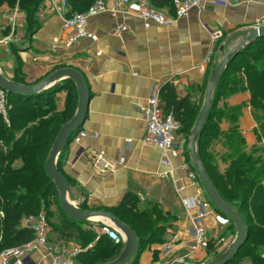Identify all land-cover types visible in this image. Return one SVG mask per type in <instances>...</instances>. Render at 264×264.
Here are the masks:
<instances>
[{
    "label": "crops",
    "instance_id": "obj_1",
    "mask_svg": "<svg viewBox=\"0 0 264 264\" xmlns=\"http://www.w3.org/2000/svg\"><path fill=\"white\" fill-rule=\"evenodd\" d=\"M108 4L112 6L110 0ZM161 10L174 12L172 5ZM9 13H15L14 22ZM263 16L264 4L226 7L214 0H204L201 7L194 8L173 25L151 22L146 26L133 4L127 13L116 17L109 11L93 15L88 29L97 33L99 40L84 39L68 49L63 43L52 42L62 31L63 18L52 11L47 0H43L37 11V26L29 31L26 12L19 6H0V40L9 39L7 43L0 41V70L6 78L16 81L20 73L28 74L21 83L36 84L62 65L79 70L88 87L90 101L82 127L90 133L83 141L87 152L78 156L80 145L73 138L58 156L60 171L68 183L69 200L86 211L112 214L126 195L133 193L141 211L157 208L152 218L159 219V223L154 231L164 241L149 243L147 249L145 245L146 250L139 256L140 264H149L156 259L154 254L164 258L182 249L189 253L191 225L182 200L198 193V187L190 182H185L180 190L176 188L174 180L180 175L178 165L182 159H172V172L170 166L162 163V150L144 141L146 122L142 107L156 86L162 90L166 84H173L179 96H189L193 104L199 105L210 74L223 59L231 35L255 27ZM120 25H125L127 30L121 31ZM213 29L223 32L214 43L210 34ZM245 39L243 36L231 41L230 50ZM18 62L22 64L19 71ZM67 94L64 89L56 93L58 110L65 108ZM250 97L249 90L240 91L227 101L230 105L244 104L239 127L248 145H264V140L260 142L258 137L259 123L252 114ZM77 107L78 97L76 110ZM221 126L227 129L228 122L224 121ZM188 150L184 160L193 166ZM99 151H104L105 160L110 164L107 169L103 170L102 164H94V154ZM212 207L206 225L219 212ZM28 219L29 216L22 219V227L29 228L34 221ZM91 221L94 225L103 222ZM49 226L50 242L58 245L63 253L76 245L73 241L58 240ZM167 244L174 248L169 254L164 250ZM203 253L205 250L201 248L189 254L200 258ZM52 261L44 248L23 257L24 264H52ZM13 262L11 259L8 264ZM73 262L79 264L77 258Z\"/></svg>",
    "mask_w": 264,
    "mask_h": 264
},
{
    "label": "trees",
    "instance_id": "obj_2",
    "mask_svg": "<svg viewBox=\"0 0 264 264\" xmlns=\"http://www.w3.org/2000/svg\"><path fill=\"white\" fill-rule=\"evenodd\" d=\"M69 1L71 15L88 10L97 0ZM149 1L158 9L173 6V0ZM42 2L0 0V6H19L26 12L29 31L38 24L34 25V18ZM77 8L81 10L77 11ZM21 66L18 62V71ZM19 76L15 82L21 83L20 80H24L26 75ZM63 89L68 92L66 106L58 110L56 93ZM246 90L251 92L252 114L260 126L258 137L261 142L264 140V38L252 41L229 62L215 87L209 116L198 139V155L216 191L245 219L248 226V239L227 264H264V145H248L239 127L244 104L230 105L227 101L233 94ZM77 97L76 86L70 79L36 95L8 93L10 125L0 113V211L4 212L1 230L8 247H17L34 239V231L22 227L24 217L37 216L43 211L48 216L52 202L58 203L60 200L52 198L51 203L47 201L52 194L58 197L59 193L47 173L46 160L62 126L74 115ZM221 102L222 108L219 106ZM161 105L166 113L175 115L182 124V132L189 136L199 111L190 97L179 96L173 84H166L161 90ZM224 121L228 122L227 129L221 126ZM17 130L21 133L15 136ZM5 141L12 143L6 151L2 144ZM217 144H220L219 148ZM217 151L225 167L219 165ZM18 159L23 161V165L14 167L13 161ZM60 165L59 158V170ZM156 212L155 207L141 211L133 193H128L121 204L112 210L113 215L137 233L140 245L135 258L138 261L146 244L164 241L154 231L157 224H154L152 217ZM61 214L64 216L62 223L53 226L58 240L67 243L80 237L83 245L94 240L95 232L82 226L86 221H73L64 210ZM146 229L151 231L144 233ZM122 246L104 236L93 248L76 258L79 264H101L102 260L119 254Z\"/></svg>",
    "mask_w": 264,
    "mask_h": 264
},
{
    "label": "built area",
    "instance_id": "obj_3",
    "mask_svg": "<svg viewBox=\"0 0 264 264\" xmlns=\"http://www.w3.org/2000/svg\"><path fill=\"white\" fill-rule=\"evenodd\" d=\"M53 12L63 18L62 31L59 35L53 37V43H63L66 48H72L81 40L90 39L97 42L99 36L88 29V23L93 15L111 12L118 16L120 13H127L129 7L136 4L139 16L145 21V25L149 26L151 22L170 26L179 20L187 17L194 9L201 7L204 0H173V13L167 10H161L154 7L149 0H110L112 6L108 4L109 0H97L88 10L84 12H76L69 15L70 1L69 0H47ZM216 3L223 6H238L244 3H260L264 4V0H214ZM10 13L9 18L15 21V13ZM264 26V16L257 20L255 27ZM121 31H126L125 25L118 27ZM65 34V37L62 36ZM212 42L223 36L220 29L210 31ZM0 41L8 42V38H3ZM9 52V49H7ZM9 111L8 92L0 89V113L6 118ZM142 112L146 122L144 141L149 144H154L162 150V163L171 167L173 172L172 159L180 161L178 169L180 175L174 180L177 190L184 188L185 182H190L198 187V193L190 198H183V205L186 215L190 220V229L192 234V243L189 246V253L192 254L201 248H205L207 244V235L205 220L213 212L212 202L210 201L204 186L197 175L196 170L187 161L184 160V155L187 152L184 139L180 137L182 124L177 120L175 115L170 112L166 113L161 105V87L156 86L149 96L147 103L142 107ZM89 131L83 129L74 137V141L80 145L78 156H82L87 152L83 145L85 137L89 135ZM96 136V134H95ZM93 161L95 165L102 164V169H107L110 164L105 160L104 151H99L94 154ZM0 217L4 218V212L0 211ZM29 221L34 220L28 225L34 231V239L17 246L9 247L0 251V264H8L11 259H14V264H24L23 257L31 254L33 251L40 248L46 249L52 256V264H73L79 253L94 247L102 237H107L113 240L116 244L126 243V238L121 230L115 227L109 221L100 222L99 225H94L95 238L92 243L83 248L75 245L67 253H63L58 245L50 242L48 233L50 226L44 213L37 216H29ZM172 244H167L164 248L166 254L173 250ZM170 256V255H169ZM129 264V263H128Z\"/></svg>",
    "mask_w": 264,
    "mask_h": 264
},
{
    "label": "water",
    "instance_id": "obj_4",
    "mask_svg": "<svg viewBox=\"0 0 264 264\" xmlns=\"http://www.w3.org/2000/svg\"><path fill=\"white\" fill-rule=\"evenodd\" d=\"M242 35L246 36V39L243 40L234 50H230L231 41ZM259 38H264V26L247 28L237 31L236 33L231 35L226 45V52L223 59L210 74L204 94L202 108L199 111L198 117L194 123V126L192 127L189 136L188 154L192 160L197 175L205 188L206 194L213 203L214 208L218 210L222 215H224L226 219H228L231 223H233L236 228V237L229 245L225 253L206 264H227L229 261H231L248 239V226L245 219L219 196L209 174L205 170L203 163L198 155L197 141L202 135L207 118L209 116V112L212 106L213 91L219 80L224 75L229 62L237 54H239V52L243 48L249 45L252 41ZM63 79H70L75 84L78 93V107L71 119L62 126L60 132L56 136L51 146L46 160L47 173L53 179L54 184L58 190L62 209L71 220L76 222H83L95 216H103L115 226H117L124 234L126 243L122 251L115 259L104 264H128L132 260H134L139 250L140 241L135 230L130 225L124 223L122 220L111 213L102 211H86L82 207L72 204L67 195V180L58 167L59 154L73 140L76 134L82 130L83 124L87 117L90 95L83 74L76 68L63 67L53 71L41 82L30 84L18 83L10 80L6 78L0 70V89L8 93L36 95L50 90L56 85L58 81Z\"/></svg>",
    "mask_w": 264,
    "mask_h": 264
},
{
    "label": "rangeland",
    "instance_id": "obj_5",
    "mask_svg": "<svg viewBox=\"0 0 264 264\" xmlns=\"http://www.w3.org/2000/svg\"><path fill=\"white\" fill-rule=\"evenodd\" d=\"M78 9L81 10L80 8H77L76 10L79 11ZM37 22H38V19L36 17V18H34V25H36ZM241 37H243V35L238 37V38H236V39H234V40H237V39H239ZM58 66H60V64ZM63 67H65V66L61 65L57 69L63 68ZM20 72H22V71H20ZM19 75H22V73H20ZM25 75L28 76V74H25ZM34 75L32 77H35ZM244 79H245V76H244ZM42 80L43 79H39V81H37L36 83H39ZM203 99L204 98H202V101L200 102V104L196 106V107L199 108V111H200V109L202 107ZM249 104H250V106L252 108L251 103H249ZM219 106L222 108L223 103L221 102ZM10 108H11V104H9V109ZM199 111H198V114H199ZM198 114L196 115L195 121H196V119L198 117ZM5 121H6V123L8 125H10L9 111L7 113ZM20 133L21 132H19L17 130V132L16 131L14 132V135L18 136V135H20ZM179 134H180V137L182 139H184L186 147L189 148V136H190V134H189V136H185V133L182 132V128H181ZM2 144H3V149L5 151H6V149L9 146L12 145V143H8L6 141H5V143L3 142ZM219 147H220V144H217V148H219ZM197 149H198V141H197ZM219 154H220V152L217 151V155L216 156H217L218 163H219V165H221V167H225V164L219 159L220 158ZM21 165H23V161L21 159L13 161V166L14 167H19ZM57 196L58 197H56L55 195L52 194V196H50L47 199V201L50 200V203H51L52 202V198L54 200H55V198H58V200H59V195L57 194ZM48 205H49V203H48ZM59 206H60V208H59ZM62 212H63V210H62V206H61V203H60V200H59L58 203L52 202L51 206L48 208V212H47V213H49L48 216L46 215L45 211H43L41 213H44V215L47 218V221L49 222V224L53 228V226L56 225V223H62L63 218H64V216L61 214ZM215 216H216L215 218L213 217V218L209 219L207 225H206V221H205L206 235H207V244H206V246L204 248L205 253H203V255L199 256L200 258H196L194 256L191 257V255L188 253V251L186 249H182V250L178 251V253L176 252L175 255H172V256L171 255L170 256L166 255L164 258H161V257H159V255L154 254V257L156 259H153L152 261H150L148 263L149 264H206V263H209L210 261L214 260L216 257L224 254L225 251L228 249L229 245L232 243V241L236 237V228H235L234 224L231 223L228 219H226V217L224 215H222L221 213L217 212ZM158 223H159V219H156L154 221V224L158 225ZM154 224L152 225V228H151L152 230L154 229ZM82 226L86 230L94 231V222L91 221V220H87L86 223L82 224ZM1 228H2V217H0V248L6 249V248H9V247H8L7 242L5 241V239L3 237V232L1 230ZM149 231H151V230L150 229H146V232H144V233H147ZM91 241H88L87 243H85V245H83L80 242V237L75 238V240H73V242H75L76 245L82 246L83 248L88 246ZM147 246H148V244H146V249H147ZM123 247H124V245L122 246V249H123ZM122 249H121V251H122ZM146 249H143L141 252H143ZM88 250L89 249L85 250L84 253L87 252ZM120 252H119V254H120ZM141 252H140V254H141ZM119 254L117 253L111 259L102 260L101 264L108 263L109 261H112ZM201 257H203V258H201ZM134 261H135L134 263H133V261H131L129 264H140V261H138V259L136 260V258H135ZM77 263H79V262L77 261Z\"/></svg>",
    "mask_w": 264,
    "mask_h": 264
},
{
    "label": "bare ground",
    "instance_id": "obj_6",
    "mask_svg": "<svg viewBox=\"0 0 264 264\" xmlns=\"http://www.w3.org/2000/svg\"><path fill=\"white\" fill-rule=\"evenodd\" d=\"M73 204V203H72ZM91 220H98V221H107L105 218L103 217H94V218H90Z\"/></svg>",
    "mask_w": 264,
    "mask_h": 264
}]
</instances>
